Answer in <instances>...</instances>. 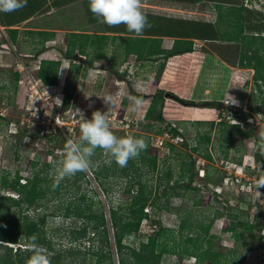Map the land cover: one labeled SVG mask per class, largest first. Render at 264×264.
<instances>
[{
  "label": "rangeland",
  "instance_id": "obj_1",
  "mask_svg": "<svg viewBox=\"0 0 264 264\" xmlns=\"http://www.w3.org/2000/svg\"><path fill=\"white\" fill-rule=\"evenodd\" d=\"M228 4L244 8L245 35H264V0H234ZM231 7L222 5L216 13L213 11L214 21L217 22L219 16ZM85 10L86 13L84 7L73 10L70 19H76V23L73 21L66 26L64 30L68 31L67 35H71L70 32L95 34L113 31L101 23L89 7ZM148 10L142 1L143 13ZM168 15L170 13L167 19L170 18ZM145 16L151 22L144 30L145 34H157L163 30L169 33V29L173 31L179 26L177 22H170L171 19L158 24L148 12ZM183 25L178 27L180 32L188 28V24ZM196 28L202 31L200 26L188 30L195 31ZM9 38L4 34L0 36V209L3 208V197L19 196L12 189L2 186L4 177L13 180L16 174L28 179L37 171L42 178L48 175L54 183H60L61 193L54 204H50L49 215L58 206L65 208L70 203H81V195L87 193L90 200L97 202L96 207L100 203L103 208L110 236L107 251L112 257V264H119L110 213L113 207H119L129 198L125 192L127 178L117 169L107 172L108 177H105L106 173L101 175L100 180L93 171L88 170V176L76 186H73L74 176L64 178L71 179V186L67 187L64 179L57 182L54 177V163L63 159L66 142L69 139L78 140L80 136L79 123L75 124L74 132L68 130L67 126L57 129V133L53 132L55 117L63 115L64 120L70 122L73 115L79 117V110L91 119L93 111L107 110L102 99L112 96L114 108L109 113V123L114 134L118 137H142L147 142V148L155 146L159 149L157 154L147 149L142 151L133 159V168L129 172L134 181L143 180L149 185L153 198L163 195L164 187L159 188L160 180L166 182L169 169L174 172L171 186L179 180L180 184L190 183L188 177L182 178L181 175L185 174L191 162L194 163L191 189L183 192L182 196L171 197L168 209L153 210L148 207L149 218L143 220L139 233L128 237L125 243L136 246L141 240L161 231L158 251L160 246L164 249L162 264H195L193 253L205 251L210 240L215 251L222 247H235L237 250V254L222 255L223 264L225 259L229 260V264H241L242 259L243 264H264V231L259 230L264 222L258 218L264 215V187L258 189L261 196L257 197L256 194V184L260 179L258 175L264 173V148L259 143H264V87L261 91L255 85L253 69L240 67L241 46L219 39L196 42V50L192 54L166 61L167 67L159 83L156 77L163 62H141L136 55L125 60L124 51L110 42L105 48L103 67L108 70L115 61L119 62L117 68L126 78L122 83L115 74L92 69V66L98 65L97 62L87 69V64L82 65L83 61L77 64L65 58L70 36L56 41L54 46L49 43V47L44 44L35 45L34 48L29 46L30 43L17 46ZM41 49H45V53L38 55ZM76 55L79 57L82 54L77 51ZM43 60H62L57 86L47 87L40 82L39 71ZM76 65L79 68H73ZM16 74H19L17 82ZM67 87L73 95L69 110L63 105ZM38 90L39 93L36 92ZM160 90L170 95H166L165 107L161 109L165 121H156L148 115V109ZM227 93L238 103L229 104ZM171 94L180 100L172 99ZM130 96L143 97L146 102L134 107ZM244 116L246 121L239 118ZM222 123H230V126ZM236 123H240L241 129L250 135H241L238 128L231 126ZM172 127L182 132L180 138H173L169 134ZM206 136L210 137L209 142L203 138ZM197 146L198 152L194 151ZM208 154L211 160L206 158ZM141 155L149 158L157 155L155 172L143 167ZM94 157L98 170L104 163L112 164L102 150L97 151ZM135 164L140 166V170ZM24 182L26 180H22ZM101 182L109 192L104 190ZM11 211L18 214L19 208L11 207ZM34 211V208L30 211L32 217L36 213H44L42 209ZM61 212L57 210L55 216L48 217L44 231L56 249L66 250L71 246L66 237L71 225ZM219 212L222 215L217 216ZM239 219L259 226L247 231L241 229L242 239L237 244L233 232L224 231L223 227L231 220ZM87 245L90 246V243L87 242ZM13 246L18 247L16 244ZM75 246L84 252L80 243ZM25 248L22 245V249ZM48 253L51 257L52 253ZM64 264H70V261L66 260ZM73 264H97V257L79 256Z\"/></svg>",
  "mask_w": 264,
  "mask_h": 264
},
{
  "label": "trees",
  "instance_id": "obj_2",
  "mask_svg": "<svg viewBox=\"0 0 264 264\" xmlns=\"http://www.w3.org/2000/svg\"><path fill=\"white\" fill-rule=\"evenodd\" d=\"M243 12V7H231L228 12L220 15L219 20L215 23H194V26L193 24L191 25L193 27L200 26L202 28V31H200V28H196L197 30H195V33L199 31L197 36H200L203 41L213 42L219 39L229 44H238L241 46L239 65L241 68H249L255 71L253 76L255 85L263 91L264 35H245L246 27ZM188 27L190 28L189 25ZM110 28L113 29V31H107L106 33H72L68 40L64 57L75 60L78 58L76 53L79 51L86 57L88 69L95 61L103 59L106 56L105 48L112 42L118 45L121 51H124L123 55L125 60H128L132 54H135L141 62H163L156 77V82L160 83L167 67V60L175 56L192 53L195 50L194 39H176L173 47L168 50L162 48L163 40L160 37H156L154 33L150 34L149 32L148 34L143 33L140 36H136L130 33L124 25ZM152 32L154 31L152 30ZM186 35L190 34L187 33ZM118 64L119 62L115 61L114 66L108 68L107 71L111 74H115L118 79L126 80L125 75L119 72L117 68ZM61 65L62 60H43L41 62L39 78L44 85L57 86L59 84ZM76 67L79 68L77 65L73 66V68ZM18 80L19 74H16V82ZM71 93V89L67 87V89H65V99L63 103L67 110L71 108L70 105L73 102V95ZM167 94L169 93L160 90L155 95L148 109V115L156 121H165L161 109L165 107ZM171 98L178 101L180 100L177 96L175 97L172 94ZM262 104H264V99L262 100ZM262 108V112L264 113V107ZM239 118L242 119V121L247 120L246 116ZM222 124L230 126V123ZM240 125V123L231 124L233 128H238L241 135H250L248 131L242 130ZM169 134L173 138L182 136V132L180 133L179 129L173 127L170 128ZM203 138L208 142L210 141V137L206 136ZM259 143L261 145L263 142ZM169 146L174 148L172 145ZM198 148V146L194 147V151L198 152ZM147 150L157 154L156 152H158L159 149L153 146L148 147ZM97 151H100V149H97L96 152ZM206 158L212 159L209 154L206 155ZM92 159L93 166L90 170L93 171L100 180L101 175L106 173L105 177H108L107 172L111 170L118 171L117 169L127 178L125 192L129 195V198L119 207H113L110 213V220L113 224L114 238L119 254V264H162L161 258L164 249L160 246V251H158V244H161L158 237L161 231L155 232L150 237L141 240L136 246L128 245L125 241L128 237L135 236L139 233L143 220L148 219L150 216L149 212L146 211L148 207H151L153 210L168 209L171 197L176 195L182 196V194H184L183 192L191 189L190 183L194 179V163L191 162L185 174L181 175L182 178L188 177L187 180L190 181V183L183 182L180 184L181 181L179 180L176 182V185L171 186L170 184L174 172L172 169H169L166 172V182H162V179L160 180L159 188L164 187L163 195L153 198V191L152 189L149 190V185L146 182L139 179L134 181L130 176L129 172L132 170V165L134 164L133 159H130L125 167H120L113 161L111 165L104 163V169L102 168L103 164L99 170L94 165L96 160L95 157L93 156ZM157 160V155H153L151 158L147 155H141L143 167H147V170L150 172H155ZM137 170H140V166H137ZM262 175H264V173L258 176L261 177ZM16 176L17 177L13 180H10L9 177H4L2 181V186L4 188L12 189L17 192L19 196L18 198L13 196L3 197L1 200L3 208L0 209V249L2 250V253H0V264H27L28 259L32 255L27 245L31 242L33 236L37 238L38 244L52 253L50 257L51 264H64L66 260H69L70 264H73L76 257H84V255L86 257L87 255L97 257V264H112V257H109V251H107L110 244L107 218L100 203H98L96 207L97 202L93 199L90 200L86 193L81 195V203H70L65 208L58 206L57 209L53 211L54 213L49 215L47 211H49L50 204L53 203L55 199L57 200V196L61 193L60 183H54L52 178H48V175L42 178L37 171L34 173L33 177L28 179L23 178L19 174H16ZM87 176L86 172H78L75 174L73 186H76V183L81 182L82 179ZM22 180H26V182L22 183ZM63 182H66L67 187L71 186L70 178L64 179ZM101 183L104 190L109 192L105 184L103 182ZM42 201L45 202L43 203ZM7 204L9 205L7 206ZM11 207H18V214L12 212ZM32 208H34L36 212L42 209L44 213H36L35 217H32L30 214ZM57 210L62 211L61 214L65 219L70 221L71 225L70 229L66 232V237L71 246L66 250L56 249L54 243H52L44 231L48 217L55 216V211ZM219 215H222V213L219 212L217 216ZM258 218H262L264 222V215ZM184 223L185 220L181 225L182 229L184 228ZM78 224H80V226ZM256 226L259 225L250 223L249 220L239 219L231 220L230 223L223 227V230L233 232L236 243L239 244L238 242L242 239L241 229L242 231H247L254 229ZM259 230L260 232L264 231V225L259 227ZM210 239L212 238H209V240ZM261 239H263V237H261ZM87 242L90 243V246L87 245ZM77 243L83 246L84 252L78 250L77 246H75ZM15 244L18 245L17 248L13 246ZM22 245L26 246L24 250L22 249ZM97 246L99 247L96 248ZM227 248L228 247H222L221 250L215 251L212 249V241L210 240L205 251L201 253H196L197 251H195L193 253L195 254L194 257H196L195 264H223L222 255L227 253L233 255L237 254L235 247L233 249ZM225 261V264H229V260L225 259ZM242 262L243 259L241 264H243Z\"/></svg>",
  "mask_w": 264,
  "mask_h": 264
},
{
  "label": "clouds",
  "instance_id": "obj_3",
  "mask_svg": "<svg viewBox=\"0 0 264 264\" xmlns=\"http://www.w3.org/2000/svg\"><path fill=\"white\" fill-rule=\"evenodd\" d=\"M26 5L27 0H0V12L18 11ZM89 10L101 23L109 27L124 25L136 36L142 35L149 26L147 17L142 11V0H89ZM194 48L196 50V45ZM71 61L73 63V60ZM228 97L229 104L238 103L235 98L229 95ZM102 100L107 110L93 111L91 119L77 110L80 117L78 121L80 136L78 140L69 139L66 142L63 159L54 163V177L57 182L74 176L78 172L90 170L93 166L92 158L97 149L102 150L110 158V163L114 161L120 167L127 166L130 159L137 158L147 149V142L142 137H118L114 134L109 123V113L114 108V99L112 96H107ZM129 100L134 107H139L146 102L143 97L136 96H130ZM58 120L59 117L56 118V122ZM260 147L264 148V143ZM260 187H264V175L256 184L257 197L261 196L258 191ZM27 247L32 252L27 264H51L48 250L37 243L35 236L31 238Z\"/></svg>",
  "mask_w": 264,
  "mask_h": 264
},
{
  "label": "crops",
  "instance_id": "obj_4",
  "mask_svg": "<svg viewBox=\"0 0 264 264\" xmlns=\"http://www.w3.org/2000/svg\"><path fill=\"white\" fill-rule=\"evenodd\" d=\"M142 1L146 4V8H149L148 11H145V14L148 12L151 16L150 18H153L155 22L158 21V24L166 23L167 20L171 19L169 20L170 22H177L179 26L188 24L190 27H193L191 24L194 23H215L213 19V11L216 13L217 8L222 5H230V7L238 6L237 4H228L234 0ZM243 5L245 6V3ZM83 7L84 13H86L87 10L85 9L89 7L88 0H27L26 7H23L18 11L10 13L0 12V36L4 34L9 38L8 35H10L9 39L17 46H23L29 43V46L31 45L33 48L35 45L38 47L39 45L44 44L46 47H49V45H47L49 43L54 46L56 41L64 40L70 36L69 33L67 35L68 31L66 32L64 29L67 28V25H71L73 21L76 23V19H70L72 18L73 10L76 8L81 10ZM165 12L170 13V15H168L170 18L167 19L166 16L168 13ZM178 27L177 29H173V31L169 29V33H164L163 30L161 32L163 35L161 33H157L158 35L156 34V37H160L163 40V49H171L176 39H194V46L197 44L196 42L203 41L200 36H197L199 31L198 33H195V31L188 30V27L180 32ZM192 29L193 28H191V30ZM72 33L73 32H70V34ZM187 33L190 35H186ZM44 50L45 49H41V52L39 51L38 55H43L45 53ZM192 53H186V55ZM132 55L135 56V54ZM102 61L103 59L95 61L94 63L97 62L98 65L94 67L92 66V69L97 68V70H105ZM105 71H107V69ZM120 81L123 83L124 80Z\"/></svg>",
  "mask_w": 264,
  "mask_h": 264
},
{
  "label": "built area",
  "instance_id": "obj_5",
  "mask_svg": "<svg viewBox=\"0 0 264 264\" xmlns=\"http://www.w3.org/2000/svg\"><path fill=\"white\" fill-rule=\"evenodd\" d=\"M85 60H86V57H85L84 55H79V57L76 58L75 60H73V62H74V63H77V64H80V63H78V61H83L82 65H83V66H84V65L86 66ZM40 82L43 84V82H42L41 80H40ZM36 92L39 93V90L36 91ZM57 117H59V120H58V122H55V128H54V131H53V132H55V133H57V129H59V128H63V126H67L66 128H67L68 130L74 132V131H75V130H74V126H75V124L78 123V121H79V119H80V118L78 117L77 114H75V115L72 116V119H71L70 122L65 121L63 115L56 116V117H55V121H56V118H57ZM180 137H181V136H178V138H180Z\"/></svg>",
  "mask_w": 264,
  "mask_h": 264
},
{
  "label": "water",
  "instance_id": "obj_6",
  "mask_svg": "<svg viewBox=\"0 0 264 264\" xmlns=\"http://www.w3.org/2000/svg\"><path fill=\"white\" fill-rule=\"evenodd\" d=\"M167 96H170L169 94H167Z\"/></svg>",
  "mask_w": 264,
  "mask_h": 264
},
{
  "label": "bare ground",
  "instance_id": "obj_7",
  "mask_svg": "<svg viewBox=\"0 0 264 264\" xmlns=\"http://www.w3.org/2000/svg\"><path fill=\"white\" fill-rule=\"evenodd\" d=\"M191 97V96H190ZM196 98V97H195Z\"/></svg>",
  "mask_w": 264,
  "mask_h": 264
}]
</instances>
